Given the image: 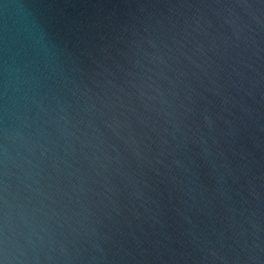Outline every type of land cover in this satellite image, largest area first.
<instances>
[{
  "label": "water",
  "instance_id": "1",
  "mask_svg": "<svg viewBox=\"0 0 264 264\" xmlns=\"http://www.w3.org/2000/svg\"><path fill=\"white\" fill-rule=\"evenodd\" d=\"M0 264H264V0H0Z\"/></svg>",
  "mask_w": 264,
  "mask_h": 264
}]
</instances>
